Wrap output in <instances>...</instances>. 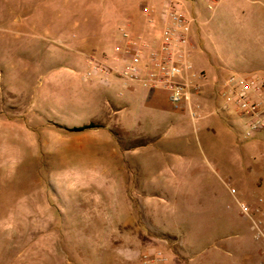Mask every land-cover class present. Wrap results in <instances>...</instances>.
Wrapping results in <instances>:
<instances>
[{"label":"rangeland","instance_id":"374dc122","mask_svg":"<svg viewBox=\"0 0 264 264\" xmlns=\"http://www.w3.org/2000/svg\"><path fill=\"white\" fill-rule=\"evenodd\" d=\"M174 2L0 0V264H139L141 254L156 250L168 264H254L240 246L264 252L230 192L247 203L264 198V132L247 139L238 112L214 114L223 104L221 82L264 75V0L229 1L224 12L220 0L214 14L205 0H181L200 27L201 60L193 59L211 85L220 82L211 101L200 99L205 117L197 122L162 89L154 101L100 116L69 112L66 79L68 92L46 103L39 97L51 71L85 55L107 56L123 29L150 41L155 28L158 41L162 14ZM147 10L157 13L153 25ZM223 53L250 62L252 72L222 64ZM116 97L122 108L128 96ZM27 112L65 129L108 123L120 139L116 151L106 149L97 165L87 159L94 174H68L76 162L60 158L49 167L42 157L35 169L24 157ZM142 170L148 184L140 182ZM101 186L97 203L91 196Z\"/></svg>","mask_w":264,"mask_h":264},{"label":"built area","instance_id":"2783aa9c","mask_svg":"<svg viewBox=\"0 0 264 264\" xmlns=\"http://www.w3.org/2000/svg\"><path fill=\"white\" fill-rule=\"evenodd\" d=\"M205 2L208 12L214 14L220 0ZM162 15L164 30L159 48H153L141 34L123 29L124 44L116 48L112 57L88 56L90 70L85 74V79L108 80L116 77L147 89H162L168 93L172 106L178 108L187 105L193 121L197 122L205 117L201 113L199 100L204 93V83L208 79L206 73L196 70L192 63V55L196 49L192 32L197 19L183 9L181 0L171 3ZM145 17L151 25L158 20L154 10H147ZM220 87L218 93L223 98V104L214 114L220 111L238 112L247 120V139L264 132V75H231L221 82ZM230 192L242 213L251 222L255 239L264 243V198H259L258 204L253 206L239 200L235 188H231ZM168 262L166 254L156 250L141 254L139 264Z\"/></svg>","mask_w":264,"mask_h":264},{"label":"crops","instance_id":"0c3cea01","mask_svg":"<svg viewBox=\"0 0 264 264\" xmlns=\"http://www.w3.org/2000/svg\"><path fill=\"white\" fill-rule=\"evenodd\" d=\"M229 1H232L233 3L235 0H222L218 11L224 12V5ZM195 25L192 32V41L194 42L196 49L192 55V63L196 70L202 71L199 69L198 64L193 59L194 57H197V60H201L200 56H198V53H200L199 47L202 43L198 42V31L200 27L197 26L199 24ZM155 31V28L150 30L149 34L151 39L150 41L148 39L147 40L151 43L153 48H159L161 45L162 35L160 36L159 40L156 41L153 38V33ZM142 36L148 38L147 36L149 35H147V33H143ZM123 44L124 41L122 38H120L114 47H110L104 52L108 57H112L115 54L116 48L122 46ZM220 62L244 75L250 74V72L253 70L250 62L236 59L233 54H231L229 57L224 53L221 54ZM89 70L90 65L86 55L84 59L75 58L71 61L63 62L57 70L51 71V73L47 76V85L42 87L41 91L39 92V97H42V100L46 103L50 101L51 96H57V92H68L69 90L70 98L65 101V105H67V108H69L70 113H75L74 116H77V112L79 113L83 111H89L92 113V111H95V113L100 116L103 115V113L109 112L111 110V114H116V112L120 111L121 109L129 108L140 101H154L156 99V92L159 91L147 89L135 83H128L116 77H111L108 80H103L101 78L86 80L85 74L89 72ZM65 79L69 80V87H67L68 90L66 87H64L66 86L65 83L67 82ZM209 82V79H207V81L204 83V95H202L200 99H202L204 96L207 101H211L213 99L214 90L217 88L216 84L220 82L217 81L213 85H211ZM116 95L121 98L125 95L128 96L125 104H121L123 106L122 108H118L116 105L118 101ZM52 108L54 107L52 106ZM51 112L54 113L58 111L53 110ZM23 118H25V122L21 124V129L25 132L24 143L26 147V154L24 157L27 159L29 166L35 169L37 168V162L42 157L48 161L49 167L54 165L55 159L60 158L69 161L74 160L76 162L74 168L70 167L71 169L68 174H94L97 171L92 169V163L86 162L87 159L95 160L97 165L100 162L99 160L108 154L106 149L112 148L113 151H116L118 140L112 131L111 125L108 123H93V125L96 127L90 129L85 128L91 126L92 124H87L85 126L76 124L73 125L75 128L72 127V129H65L69 126L65 124H55L53 121H47L45 118L41 117H31L29 116V112L23 114ZM139 171L141 170L139 169ZM140 175V182H142V184H148L149 180L147 173L142 170ZM164 183L169 184L171 186L170 188L172 189L173 182L171 179H166ZM73 187L75 188V186ZM93 190L94 194H92L91 199L94 198V200L98 203L99 198L96 196L99 197L101 195L103 188L101 186ZM259 198L261 197L258 196L254 199H251L249 203H251L253 206H256L258 204ZM37 205L39 206V203ZM27 206L28 203H26V207ZM28 215L29 211L27 210L26 217H28ZM235 247H237V244L231 245V248ZM240 249H243L244 252L249 255L254 264H264V252L261 254L259 252L256 255L255 252H253L251 249L245 248V246H240Z\"/></svg>","mask_w":264,"mask_h":264},{"label":"trees","instance_id":"16d2710c","mask_svg":"<svg viewBox=\"0 0 264 264\" xmlns=\"http://www.w3.org/2000/svg\"><path fill=\"white\" fill-rule=\"evenodd\" d=\"M95 127H96L95 125H91V126L86 127L85 129L95 128ZM118 140L120 139L118 138Z\"/></svg>","mask_w":264,"mask_h":264}]
</instances>
